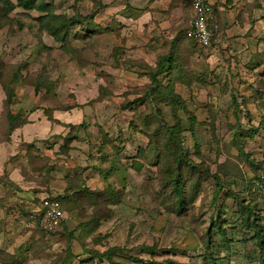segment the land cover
<instances>
[{
    "label": "rangeland",
    "instance_id": "1",
    "mask_svg": "<svg viewBox=\"0 0 264 264\" xmlns=\"http://www.w3.org/2000/svg\"><path fill=\"white\" fill-rule=\"evenodd\" d=\"M4 1L0 264H264V0H216L209 50L190 0Z\"/></svg>",
    "mask_w": 264,
    "mask_h": 264
},
{
    "label": "built area",
    "instance_id": "2",
    "mask_svg": "<svg viewBox=\"0 0 264 264\" xmlns=\"http://www.w3.org/2000/svg\"><path fill=\"white\" fill-rule=\"evenodd\" d=\"M188 39L193 40L203 49H212L219 39L218 19L213 13L210 0H192V12L185 31ZM64 220L59 202L54 199L41 198L29 215V225L37 224L44 231H53Z\"/></svg>",
    "mask_w": 264,
    "mask_h": 264
},
{
    "label": "trees",
    "instance_id": "3",
    "mask_svg": "<svg viewBox=\"0 0 264 264\" xmlns=\"http://www.w3.org/2000/svg\"><path fill=\"white\" fill-rule=\"evenodd\" d=\"M5 2V4L6 5H9V2L7 1V0H5L4 1ZM18 5L20 6V7H22L24 10H37V11H40V12H48V14L50 13L49 12V9H47V8H45V5L44 4H42V2H41V0H19V2H18ZM15 7L13 6V9H14ZM189 8H190V12H189V14H191V12H192V0H190L189 1ZM213 13L216 15V17L218 18V14H217V11H216V9L214 8V6H213ZM219 19V18H218ZM45 20V18H38V26L40 27V29H44V28H46V30L49 32V34L51 35V36H53L54 38H55V29L50 25V21H48V22H46V21H44ZM187 28H188V25H187V27L185 28V30H184V37L188 40V41H190V42H192V43H195L193 40H190V39H188L187 37H186V35H185V31L187 30ZM221 30V25H220V21H218V31H220ZM197 44V43H196ZM169 61H167V64H166V68L168 67H171V61H170V59H168ZM162 67L164 68V66L162 65ZM8 99H7V101H6V103H5V107H6V114H5V117H6V120H7V122H8V124L9 123H11L14 119H15V116L12 114V113H10L7 109H8V104L10 103V98H11V95H9L8 97H7ZM17 128V126H15V127H13V128H11V127H9L8 128V133L9 132H11V131H13L14 129H16ZM47 198H49V199H54L55 201H57V202H59V204H60V207H61V203H60V201L57 199V198H50V197H47ZM35 202H36V200H35ZM61 210L63 211V209H62V207H61ZM29 212V215H31L32 214V212H33V210H32V212H31V210L30 211H28ZM63 215H64V212H63ZM62 225L63 224H61L58 228H56L55 230H53V231H44V230H42V229H40L39 228V226L37 225V224H33V225H29V216H28V218H26V226L28 227V228H31V229H38V230H40L42 233H44V234H50V233H54V232H56L57 230H59V229H61V227H62Z\"/></svg>",
    "mask_w": 264,
    "mask_h": 264
},
{
    "label": "crops",
    "instance_id": "4",
    "mask_svg": "<svg viewBox=\"0 0 264 264\" xmlns=\"http://www.w3.org/2000/svg\"><path fill=\"white\" fill-rule=\"evenodd\" d=\"M210 1L212 2L213 6H214V8H215L216 10H217V9H218V10H221V7H222V6L216 4V0H210ZM216 5H218V6H216ZM217 14H218V13H217ZM218 18H219V16H218ZM218 18H217V19H218ZM218 21H220V20L218 19ZM220 25H221V22H220ZM219 35H220V36H219V39H218V43L224 39V37H223V33H222V29L219 31ZM220 38H221L222 40H221Z\"/></svg>",
    "mask_w": 264,
    "mask_h": 264
}]
</instances>
